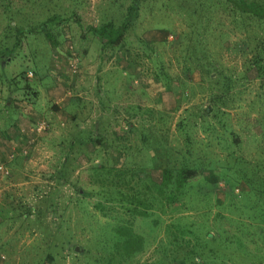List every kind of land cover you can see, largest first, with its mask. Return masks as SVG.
Listing matches in <instances>:
<instances>
[{"label":"rangeland","instance_id":"rangeland-1","mask_svg":"<svg viewBox=\"0 0 264 264\" xmlns=\"http://www.w3.org/2000/svg\"><path fill=\"white\" fill-rule=\"evenodd\" d=\"M131 3L0 0V55L11 58L0 66L3 97L11 77L23 88L45 73L42 86L52 84L56 56L54 67L65 64L76 79L101 71L110 89L103 120L88 104L77 118L100 143L70 149V126L50 125L30 137L39 140L31 155L9 163L0 181L1 260L264 264V13L253 9L264 0H138L112 42L92 33L119 27ZM27 69L33 77L21 74ZM146 88L153 96L142 101ZM136 91L147 110L117 130L121 98ZM78 93L72 83V97ZM144 133L159 149L142 147ZM164 170L172 182L184 175L180 192L164 186ZM121 228L130 238L115 232Z\"/></svg>","mask_w":264,"mask_h":264},{"label":"crops","instance_id":"crops-1","mask_svg":"<svg viewBox=\"0 0 264 264\" xmlns=\"http://www.w3.org/2000/svg\"><path fill=\"white\" fill-rule=\"evenodd\" d=\"M0 59L1 67H5L7 62L11 61V58L8 57L6 61L2 60V58ZM59 59L61 60V58L58 56L51 58L53 62L52 84L48 86H42V81L45 77V73H41L40 75L36 76L35 83L34 81H28L27 84L31 88H33L32 90H35L33 91L34 98H31V90L25 89L24 87L22 88L20 86L21 84L16 82L13 77H11L12 86L8 88V95L3 97L0 94V156L4 157L6 152L12 151V149H15L17 152L16 159H25L27 158V156L31 155L32 150L36 149V145L39 141L35 138V140L31 144L28 143L30 137L32 136L30 134V131L32 132V127L36 123L45 122L47 124L48 129L39 134L42 136L48 133L49 129L51 130L50 125H52V130L54 126L55 129H57L69 125L71 128V133H68L67 136L68 138H72V106L77 108V118L81 117L82 107L87 104L89 105V108L91 110L99 106V112L97 111L98 121H101L103 120V118H105L104 113L107 108V104L104 101V98L105 94L110 91V89H108L107 86L102 82L101 71L98 72V74H95L94 77L86 78L87 81H84V79L82 81V79L74 78L76 77V74L75 76L73 75L74 77L72 79V74L70 73L68 75V69L65 68V64L62 65V68H58V66L54 67L55 63H57L56 61H58ZM0 77L2 76L0 75ZM89 82L92 85L91 93L86 91V89H90L88 84ZM72 83L73 85H76L78 92H81L78 93L77 96L73 95V97ZM29 86L28 88H30ZM113 92L117 93L120 96L121 87L115 88ZM136 94L137 91L131 96L127 94L125 98H121L123 101V107L116 111V115L113 118L115 119L116 123L118 121H121L120 125L117 127V130H120L121 128L123 129V126L126 124L124 123L123 125L122 120L128 119V121L131 122L134 119L133 114L134 112H136V110H147L146 108H139L135 103L134 96H136ZM140 94L143 97L142 101L145 99V97L153 96V94H151L150 92V89L147 88L144 89V91H140ZM88 97H92V99L86 100L85 98ZM129 98H131L133 102L132 106L128 107V109H125L126 106H124V102L127 103ZM155 107L157 108V106ZM77 118L75 120V124L77 125L78 130H83L85 126L83 125V123H78ZM83 131H85V134L88 133V129H84ZM117 132L115 131V133ZM51 133L52 132H50V134ZM66 143L67 142H65L64 144ZM23 149L25 151L24 153ZM20 202L21 206L25 204L23 200L21 201V199ZM25 213V207L24 209L22 207V210H20L22 219L26 216ZM1 242L3 241L0 240V243ZM3 256L4 254H0V264H4L3 260H1Z\"/></svg>","mask_w":264,"mask_h":264},{"label":"trees","instance_id":"trees-1","mask_svg":"<svg viewBox=\"0 0 264 264\" xmlns=\"http://www.w3.org/2000/svg\"><path fill=\"white\" fill-rule=\"evenodd\" d=\"M235 1H240V0H235ZM138 0H132V3L128 6V8H127V16H126V18H125V20L120 24V26L119 27H117V28H113L112 27V24L111 23H107V24H104V25H101V26H99V27H94V28H91V30H92V33L93 34H95L96 35V37H98V38H106V40L108 41V42H112L111 41V38H112V35H113V33L114 32H121V31H123L124 29H125V27H126V25H127V23L130 21V18L136 13V11H137V7H138ZM253 9L256 11V12H258V13H264V8H262L261 6H259V5H253ZM259 15V14H258ZM13 24L11 23V22H9V27L10 26H12ZM11 28V27H10ZM54 46V45H53ZM3 57V59L2 60H4L6 57H10V56H1L0 55V58H2ZM6 61V60H5ZM26 68H32V67H27L26 66ZM25 68V69H26ZM22 70V69H21ZM27 71H29V69H27V70H23L22 72H21V74H23L24 76H26L27 77V75H26V72ZM32 71V73H33V75H32V77L34 76V74L36 73V71L35 70H31ZM70 71V73L72 74V69H70L69 70ZM76 74V73H75ZM74 74H72V77H74L73 76ZM25 77V78H26ZM28 82H26V86L24 87L25 89H30L31 90V98H34V96H33V94H34V92L33 91H35V90H32L33 88H31L28 84H27ZM28 86L30 87V88H28ZM78 98H80V97H78ZM77 114H78V112H76L75 114H73L72 115V122H74L75 120H76V118H77ZM77 126V125H76ZM124 127H126L127 128V126L126 125H124ZM75 129H76V127H75ZM84 130V129H83ZM83 130H78V129H76L75 130V133L74 132H72V138H70V140H69V142H68V145H69V147H70V149L72 148H74L78 143H81V142H83V140L85 139V140H87L88 142H90V143H92V144H94V145H96L97 143H100V139L99 138H97V137H94V135L92 134V133H87V134H85L84 132L85 131H83ZM153 134V133H152ZM151 139H153L154 141H156L157 139L155 138V137H153V135H149V134H146V133H144V135H142V141L144 142L143 143V145H142V147L144 148V149H146V150H149V149H151V150H157V149H159V146H156V145H154L152 142H151ZM157 142V141H156ZM159 142V141H158ZM150 145L152 146V147H150ZM10 151H7L6 152V154L7 153H9ZM5 154V155H6ZM167 154V157L168 156H170L169 155V153L167 152L166 153ZM66 156V158H67V156L68 155H65ZM167 159H169V158H167ZM65 160L66 159H64V162H65ZM166 173H168V171H166V170H164L163 171V176L162 177H164L165 179H164V186H169L170 185V191L171 192H173V186L175 185V187H177V189H179V188H181V178H183L184 177V175H183V177L182 176H179L178 178H179V181H178V179L177 180H175V181H173L172 182V178H171V175L169 176V177H167V174ZM170 173V172H169ZM168 173V174H169ZM187 174L189 175V176H191V175H193L194 173H193V171L192 170H189V171H187ZM169 178V179H168ZM155 190H157L156 188H154ZM159 189H163L164 190V188L163 187H159ZM178 192H180V189L178 190ZM145 211H142L141 212V214L143 215V214H145L144 213ZM124 229L123 228H121V229H117V230H115V232H117V234L118 235H120V236H122V237H128V238H130V235H127V233L126 232H124L123 231ZM122 233V234H121ZM128 238H127V240H128ZM124 241V244H128L129 243V241H130V239L128 240V241ZM134 250H131V248L126 252L127 254H130V253H132Z\"/></svg>","mask_w":264,"mask_h":264},{"label":"built area","instance_id":"built-area-1","mask_svg":"<svg viewBox=\"0 0 264 264\" xmlns=\"http://www.w3.org/2000/svg\"><path fill=\"white\" fill-rule=\"evenodd\" d=\"M73 66V69H76V64H71ZM33 73L30 71L27 72V76L30 77L32 76ZM47 128V124L45 122H40V123H36L33 127H32V132L30 131V134L33 135L34 137H36L41 133L46 131ZM34 137L32 141H29L28 143L31 144L34 141ZM25 149V148H24ZM23 149V153L25 152ZM17 156V152L15 149H12V151H10L9 153H7L4 157L0 156V181L7 178L10 175V168H9V163H11V161H13Z\"/></svg>","mask_w":264,"mask_h":264}]
</instances>
